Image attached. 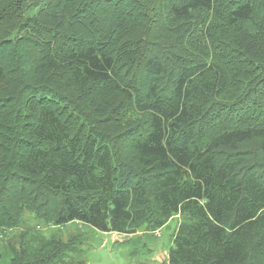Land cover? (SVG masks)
Listing matches in <instances>:
<instances>
[{
	"label": "trees",
	"instance_id": "trees-1",
	"mask_svg": "<svg viewBox=\"0 0 264 264\" xmlns=\"http://www.w3.org/2000/svg\"><path fill=\"white\" fill-rule=\"evenodd\" d=\"M26 213L264 255V0H0V237ZM14 235L0 264H69Z\"/></svg>",
	"mask_w": 264,
	"mask_h": 264
},
{
	"label": "rangeland",
	"instance_id": "rangeland-1",
	"mask_svg": "<svg viewBox=\"0 0 264 264\" xmlns=\"http://www.w3.org/2000/svg\"><path fill=\"white\" fill-rule=\"evenodd\" d=\"M179 223L180 218L177 217L156 233L141 230L136 235L123 236L99 232L88 225L77 223L54 228L26 213L24 223L9 233V238L0 237V247H8V240L13 239L14 234L20 236L29 231L33 237L38 235L46 240L55 237L65 246L68 245L66 256L69 264H168L172 239ZM257 245L263 246L264 239L259 240ZM251 264H264V255L253 258Z\"/></svg>",
	"mask_w": 264,
	"mask_h": 264
}]
</instances>
